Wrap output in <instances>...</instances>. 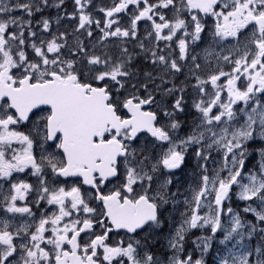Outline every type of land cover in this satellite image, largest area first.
Here are the masks:
<instances>
[{"label": "flooded vegetation", "instance_id": "af4514ba", "mask_svg": "<svg viewBox=\"0 0 264 264\" xmlns=\"http://www.w3.org/2000/svg\"><path fill=\"white\" fill-rule=\"evenodd\" d=\"M188 1L180 0V12L176 13L170 6L172 0H135L130 29L150 27L159 32L161 40L160 44L154 40L145 49L141 47L144 54L139 56L134 49L129 92H112V102L122 119L127 116L120 101L131 99L142 106L141 112L153 117L162 140L142 133L131 142L128 131L120 132L118 139L128 154L118 161L117 177L105 181L97 173L91 188L80 179L63 176L66 161L60 151L61 136L50 135L51 111L38 109L24 119L4 97L22 84L48 81L53 72L44 61H37V66L47 72L38 73L30 68L31 62L17 60L12 40L0 32V264H56L62 258V264H133L138 250L152 256V240L160 230L166 231L161 234L165 239L177 238L175 249L180 247L197 259L201 252L197 240L203 229L213 237L206 264L223 249L215 239L228 240V183L206 200L205 216L196 215L201 198L208 197L204 194L208 182L228 181V156L221 155L222 151L228 153V148L221 136L214 135L213 126L218 114L228 115V95H233L228 94V87L235 92L238 81L248 77L245 70L241 78L228 84V37L255 35L258 27L254 18L264 20L263 7L241 3L231 10L228 0H219L205 14L191 9ZM212 33L225 39V75L201 78L206 74L204 69L193 77L198 71L186 65L192 78L183 79V56L200 53L211 42ZM211 73L215 74V69ZM203 80L205 86L201 87ZM245 96L242 91L240 101ZM220 100H224L221 106ZM112 137L114 134L108 132L103 141ZM168 162L178 170L161 173V166ZM123 173L129 174V180ZM158 176L170 190L174 189L170 188L172 182L195 181L197 187L189 192H198L197 205L180 209L170 205L167 193L158 188ZM225 190L221 214L208 216L215 196ZM143 198L155 204L158 217L141 228L144 209L136 204ZM176 211L182 212L185 220L179 221L181 226L174 236L170 229L177 223ZM220 224L222 231H218Z\"/></svg>", "mask_w": 264, "mask_h": 264}, {"label": "rangeland", "instance_id": "374dc122", "mask_svg": "<svg viewBox=\"0 0 264 264\" xmlns=\"http://www.w3.org/2000/svg\"><path fill=\"white\" fill-rule=\"evenodd\" d=\"M100 0H73L72 12L74 17L73 23V32L72 35L67 36L64 31L60 32L57 28L53 27V23L49 20H52L46 16L37 15L33 11L35 2L33 0H0V29L7 30L19 29V37L23 35L24 43L30 42V46H33L35 49L41 46V51L46 52L52 59L54 64H62L66 62L68 67H74L76 64L81 67L82 65L88 70H94L103 74L106 78H111L116 76V79L120 77L121 74H128V71H125V64L129 61L126 57V53L123 50V56L117 59V62L112 65H108L107 60L93 59L90 58L91 52L102 51L109 44L119 45L124 48L128 46L127 44H132L129 46L133 50L136 46L149 44L147 42V36L149 35V41H152L150 36L149 27L141 28L136 27L133 29H126L127 21H124L125 27L123 25L109 24L101 26V22L104 21V17H109L110 9L99 7ZM100 10L102 12H100ZM76 12V14L74 13ZM131 12H126L125 15L121 17L128 16ZM84 17V25L82 17ZM58 15L54 19H58ZM20 24L17 26V24ZM76 24V25H74ZM83 25V26H82ZM23 26V27H22ZM75 30H78L75 31ZM134 40L133 41L131 40ZM20 40L19 43H23ZM76 40L78 44V52L72 49L73 41ZM65 41L70 44L68 48L65 47ZM138 42V45H137ZM250 52L253 50V46L249 45ZM89 49H92L91 51ZM33 48L30 47V51ZM65 52L67 54L64 56ZM70 56V60L68 57ZM74 59V60H72ZM95 74L96 73H89ZM121 82V80H118ZM204 81L201 83V87L205 86ZM259 91L263 94L262 98L255 96L250 103H234L230 97H228V128L226 129L223 125L219 129V124L217 129L220 132H223L226 137H228V163L229 167L233 168L236 166V163L240 157L246 153L245 144L250 141L259 139L264 136V65H263V83ZM202 92V91H201ZM224 100H220L218 105H223ZM229 105L233 106L232 109L229 108ZM219 116H224V113ZM223 124V123H222ZM259 152L260 159L258 160L255 157H251L252 165L250 167H263L264 166V148ZM247 155H249L247 153ZM261 163V164H260ZM258 165V166H257ZM169 172V171H168ZM230 179H233L236 173H230ZM162 175V174H161ZM180 178V177H179ZM244 178L248 179L249 185L239 184L235 187L234 198L248 203L249 197H252L258 189L262 187V183L256 182L257 178L253 173H247ZM166 182V181H165ZM158 183L163 184V179L158 181ZM229 183V182H228ZM195 186L194 188H196ZM221 187V185H214L212 189ZM197 193H193L190 196V200H193L196 197ZM256 197L255 195L253 196ZM257 203L250 202V208L253 206L255 208ZM250 210V209H249ZM254 213V211H253ZM240 216L237 213H232L230 221H235L239 219ZM238 229L234 228V230ZM174 232L173 229H171ZM166 231H161V234H165ZM178 235V234H177ZM249 236L253 235V232L248 233ZM164 237V236H163ZM243 233L239 234L238 240L243 241ZM162 239V236H161ZM158 241V236L154 237L152 243ZM166 244L161 242L160 246H165ZM240 245V244H239ZM239 245L236 244L234 247L228 248V256L230 262L228 264H260L261 256L259 253L254 252L252 255L256 259H252L250 256L251 253L244 252L245 247L239 248ZM134 264H141L139 260H134ZM146 264V262L144 263ZM154 264H161L154 262Z\"/></svg>", "mask_w": 264, "mask_h": 264}, {"label": "water", "instance_id": "95a60500", "mask_svg": "<svg viewBox=\"0 0 264 264\" xmlns=\"http://www.w3.org/2000/svg\"><path fill=\"white\" fill-rule=\"evenodd\" d=\"M70 102V108L71 111H68V114L70 117H75L77 121L84 122L85 119L89 120L90 118L96 119L99 121V124L101 126L106 125L107 123H111V110L107 109L105 106H92L89 105L90 101L87 100H80V98L77 95L72 96V98L69 100ZM68 102V103H69ZM89 105V106H88ZM87 108V109H86ZM77 109H79L82 112V115L78 116L75 112H77ZM84 109H86L84 111ZM84 111V112H83ZM56 119H60L62 116L61 114L56 111L55 112ZM137 125V123H136ZM71 127L72 124L66 120L65 124L61 128V131L64 134V149L66 153L68 154L70 160L73 162L74 157L76 156L77 148L76 144H74L71 140ZM128 127V125H126ZM79 131V130H78Z\"/></svg>", "mask_w": 264, "mask_h": 264}, {"label": "bare ground", "instance_id": "6f19581e", "mask_svg": "<svg viewBox=\"0 0 264 264\" xmlns=\"http://www.w3.org/2000/svg\"><path fill=\"white\" fill-rule=\"evenodd\" d=\"M151 252V251H150Z\"/></svg>", "mask_w": 264, "mask_h": 264}]
</instances>
